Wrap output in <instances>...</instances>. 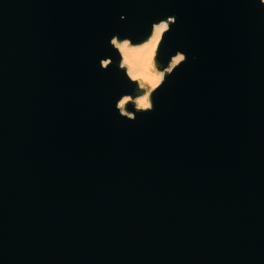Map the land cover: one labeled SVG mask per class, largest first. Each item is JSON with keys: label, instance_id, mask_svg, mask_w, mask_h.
Listing matches in <instances>:
<instances>
[{"label": "water", "instance_id": "1", "mask_svg": "<svg viewBox=\"0 0 264 264\" xmlns=\"http://www.w3.org/2000/svg\"><path fill=\"white\" fill-rule=\"evenodd\" d=\"M169 16L123 117L110 39ZM0 264H264V3L0 0Z\"/></svg>", "mask_w": 264, "mask_h": 264}, {"label": "clouds", "instance_id": "2", "mask_svg": "<svg viewBox=\"0 0 264 264\" xmlns=\"http://www.w3.org/2000/svg\"><path fill=\"white\" fill-rule=\"evenodd\" d=\"M174 22L175 18L172 16L154 22L149 38L138 43H133L128 36L122 39L117 35L111 37L110 44L120 57L118 68L135 85L131 92H124L116 101L115 107L121 116L135 119L137 113L154 110L153 93L162 86L168 75L186 61V54L179 50L170 57L167 65L157 61L163 37L171 30V23ZM111 64V57L100 60V66L104 69H108ZM129 104L132 105V110L126 107Z\"/></svg>", "mask_w": 264, "mask_h": 264}, {"label": "bare ground", "instance_id": "3", "mask_svg": "<svg viewBox=\"0 0 264 264\" xmlns=\"http://www.w3.org/2000/svg\"><path fill=\"white\" fill-rule=\"evenodd\" d=\"M148 38H149V37H148ZM148 38H147V39H148ZM147 39H146V40H147ZM144 41H145V40H144Z\"/></svg>", "mask_w": 264, "mask_h": 264}]
</instances>
